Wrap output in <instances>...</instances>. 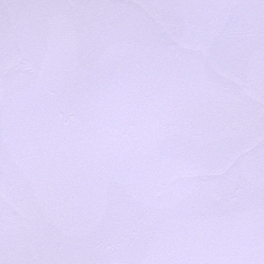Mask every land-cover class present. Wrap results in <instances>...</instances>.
<instances>
[{
	"label": "snow or ice",
	"instance_id": "1",
	"mask_svg": "<svg viewBox=\"0 0 264 264\" xmlns=\"http://www.w3.org/2000/svg\"><path fill=\"white\" fill-rule=\"evenodd\" d=\"M0 264H264V0H0Z\"/></svg>",
	"mask_w": 264,
	"mask_h": 264
}]
</instances>
